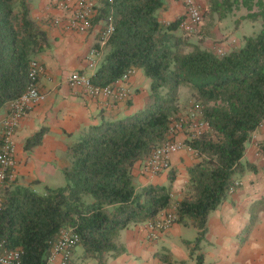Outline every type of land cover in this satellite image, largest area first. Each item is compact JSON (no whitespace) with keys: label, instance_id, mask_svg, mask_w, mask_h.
I'll return each mask as SVG.
<instances>
[{"label":"trees","instance_id":"obj_1","mask_svg":"<svg viewBox=\"0 0 264 264\" xmlns=\"http://www.w3.org/2000/svg\"><path fill=\"white\" fill-rule=\"evenodd\" d=\"M165 8V0H106L101 6L105 19L113 14L115 30L93 81L107 85L130 68H143L151 80L148 103L126 117L90 125L69 144L63 185L44 193L31 186L5 188L0 237L23 250V264H49L63 228L80 235L83 259L106 264L126 251L119 243L123 229L173 206L177 222L199 229L194 255L211 212L245 172L246 144L264 119V0H207L204 16L211 25L241 8L248 11L244 18L261 20L258 32L223 54L191 43L180 27L183 16L169 24L162 21ZM49 46V32L32 16L29 0H0V110L27 90L31 61ZM183 84L204 105L210 128L186 140L198 160L188 168L184 195L175 199L176 169L169 171L168 185L139 187L134 168L172 137ZM45 131L30 137L25 148L39 145ZM197 260L203 263L202 254ZM164 261L179 264L170 256Z\"/></svg>","mask_w":264,"mask_h":264},{"label":"crops","instance_id":"obj_2","mask_svg":"<svg viewBox=\"0 0 264 264\" xmlns=\"http://www.w3.org/2000/svg\"><path fill=\"white\" fill-rule=\"evenodd\" d=\"M29 1L32 16L48 30L50 37V46L35 57L43 66L37 84L46 98L33 105L19 122L14 137L16 165L8 186H31L44 193L47 187L61 186L68 145L92 124L123 118L144 109L151 80L142 68H137L129 80L130 98L122 101L95 98L82 88L71 86L68 76L72 71L95 73L109 50L108 42L101 40L106 23L101 6L91 27L79 31L68 25L77 0L67 8H62L59 0ZM165 1L166 8L160 11L162 21L171 22L184 15L183 0ZM197 2L204 11L207 0ZM247 13L245 8L234 10L221 21H215L211 33L205 31L202 35L216 36L224 50L236 48L242 44L243 37L249 35L244 25L247 20H253L243 17ZM253 22L261 28L260 19ZM206 38L204 45L210 47L213 39ZM95 48L98 54L92 53ZM184 95L180 89L181 102L190 97V91ZM7 112L8 105L0 110V131ZM43 128L46 131L42 142L26 149V141ZM177 137L187 138L183 133ZM191 151L186 148L172 156V167L177 170L172 189L178 192L177 197L179 192L185 191L188 168L197 161L193 160ZM241 161L247 165L246 170L236 181L234 191L211 212L206 234L194 255L191 252L199 229L192 223L176 222L152 237L144 222L131 224L121 231L119 243L126 251L109 258L106 264H166L164 256H170L179 264H264V127L253 132ZM168 174L148 176L139 161L134 168V181L139 187L148 183L168 185ZM181 197L182 194L178 198ZM199 254L203 263L197 260ZM72 260L76 264H99L93 259H83L77 248Z\"/></svg>","mask_w":264,"mask_h":264},{"label":"built area","instance_id":"obj_3","mask_svg":"<svg viewBox=\"0 0 264 264\" xmlns=\"http://www.w3.org/2000/svg\"><path fill=\"white\" fill-rule=\"evenodd\" d=\"M76 0H59L62 8L71 6ZM106 0H77L76 8L73 10L68 25L79 31L87 30L92 25V19L97 9ZM112 2L113 0H107ZM185 3V13L180 27L190 33L196 31L204 20V11L197 0H183ZM168 24L170 21L167 22ZM115 30L113 14H109L106 23L101 31V40L107 43L111 34ZM217 51L222 54L221 48ZM92 53L98 54L97 48ZM43 70L42 64L33 59L30 64L29 76L31 82L27 90L14 100L8 103V112L3 119V131L0 138V209L3 200V191L8 186L16 165L15 158V133L21 118L35 104L45 100L46 94L39 88L36 79ZM135 68H130L121 78L107 85L96 84L93 81L95 73H87L80 70L72 71L68 76L71 86L80 87L89 95L95 98H110L118 101L128 100L131 95L129 80L135 73ZM204 105L195 102L187 110L186 116L178 120H173L171 124L172 137L162 144L154 147L146 159L142 161L143 172L148 176H155L172 168V156L186 148L192 150L187 139L195 138L203 132L209 130L210 124L205 119ZM264 127V119L259 128ZM183 133L186 139H179L177 135ZM234 191V187L230 192ZM176 207L161 211L155 219L147 221L146 225L151 231V236L156 237L157 231L164 230L177 222ZM80 235L73 228H63L52 245L48 257L49 264H69L73 259L76 247L79 246ZM23 250L21 248H11L5 239L0 237V264H23Z\"/></svg>","mask_w":264,"mask_h":264},{"label":"rangeland","instance_id":"obj_4","mask_svg":"<svg viewBox=\"0 0 264 264\" xmlns=\"http://www.w3.org/2000/svg\"><path fill=\"white\" fill-rule=\"evenodd\" d=\"M204 22L201 24V26L196 30V31H194V32H190V33H188V32H186V31H182L183 33H184V36L185 37H187L188 39H189V41L192 43H200L202 46H205L204 45V42L207 40V38L206 37H212V39H213V41H212V43H211V45H210V47L212 48V49H214V50H216L217 51V48H221L222 49V51H223V53H225V52H227L228 50H224V48L220 45V42H221V40H218L217 39V37L216 36H211L212 34H204V36L202 35L205 31H207L208 33H211V30H212V27H213V25L214 24H209L208 23V20H207V18H206V16L204 17V20H203ZM257 27H260L259 26V24H256V23H254L253 21H250V20H247L246 21V23H245V25H244V29L249 33V35L250 34H253V33H256V32H258L259 31V29L257 28ZM208 35V36H207ZM216 37V38H215ZM217 53H219L218 51H217ZM222 53V54H223ZM220 54V53H219ZM143 69V68H142ZM144 70V69H143ZM145 72V71H144ZM145 75L148 77V75L145 73ZM188 86L189 85H186V84H183V86H182V92H183V96H185L184 94L186 93V94H188V90L187 89H189L188 88ZM187 87V88H186ZM149 91H150V87H149ZM196 102V100L194 99V98H192L191 96L188 98V99H186L185 101H179V108H180V110H179V112H178V114H177V116L174 118V120H178V119H180L181 117H183V116H186V113H187V110H188V108L193 104V103H195ZM192 153H190V155L192 156V158H193V160L194 159H197L198 160V158L196 157V152H195V150L194 149H192V151H191ZM197 162V161H196ZM194 164V163H193ZM162 173H167V171H165V172H162ZM180 178V177H179ZM65 183V176H64V174H62V176H61V183L59 184V185H63ZM168 183H169V180H168ZM167 183V184H168ZM176 193H178V192H176ZM175 192H173V196H174V198L176 199H179L178 197L182 194V196L184 195V191L181 193V192H179V195H178V197L177 196H175V194H176ZM192 230H194V231H196V228H193ZM77 248V252H78V254H83V247L82 246H78V247H76ZM78 259H80V257H78Z\"/></svg>","mask_w":264,"mask_h":264}]
</instances>
